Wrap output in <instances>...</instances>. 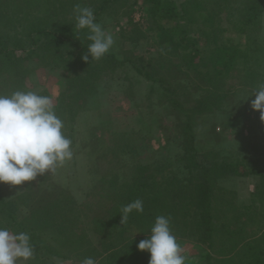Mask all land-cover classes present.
<instances>
[{
  "label": "trees",
  "instance_id": "trees-1",
  "mask_svg": "<svg viewBox=\"0 0 264 264\" xmlns=\"http://www.w3.org/2000/svg\"><path fill=\"white\" fill-rule=\"evenodd\" d=\"M129 1L0 0V78H10L12 85L20 89L30 72L26 60L45 66L61 62L68 80L55 112L63 121L64 135L71 141L74 101L95 90V81L103 72L125 64L111 52L92 60L87 51L91 43L88 29L76 28L74 5L91 8L98 21L103 15H115L124 6L129 9ZM229 1L143 0L146 14L160 34L164 60L157 77L138 71L156 83L183 116L185 141L175 159L177 168L172 169L173 160L132 163L128 179L120 181L114 176L101 180L82 203H76L64 189H50L45 173L37 176L38 181L24 182L20 199L22 204L32 206L19 218L16 202L0 193V227L30 235L34 256L29 264H38L44 250L61 259L82 261L106 255L137 235L148 236L157 216L170 218L173 234L183 231L201 244L206 249L202 254L206 264H226L242 245L250 254L245 264H264V213L247 204L238 206L231 200V192L220 184L226 176L245 172L264 178V162L199 150L192 132L197 115L222 108L228 94L227 82L234 74L251 94L264 84V37L262 41L251 39L261 28L264 0H241L230 9ZM129 32L132 42L147 36L137 23ZM84 55H89L88 61L82 59ZM183 68L195 73L205 85L199 86L191 106L186 100L189 94L179 93L182 84L177 76ZM252 122L258 148H263L264 121L258 110ZM34 197L36 204H32ZM136 199L143 201L144 211H133L121 224L122 207Z\"/></svg>",
  "mask_w": 264,
  "mask_h": 264
},
{
  "label": "rangeland",
  "instance_id": "rangeland-1",
  "mask_svg": "<svg viewBox=\"0 0 264 264\" xmlns=\"http://www.w3.org/2000/svg\"><path fill=\"white\" fill-rule=\"evenodd\" d=\"M129 2V9L124 6L115 15H103L96 21L106 33L113 36L114 44L108 52L125 60V64L103 72L95 81V90L74 101L75 117L71 124L73 156L54 173H47L50 189H64L76 203L84 202L89 193L101 185L103 179L114 176L120 181L128 179L132 163L173 160L172 169L177 168L175 159L182 153L184 146L183 116L170 103L168 95L138 71L156 77L162 71L164 57L161 55L163 47L160 34L147 16V5L143 0ZM239 2L241 0H230L229 9ZM134 23L144 28L147 36L132 42L129 29ZM230 34L238 38L235 31ZM263 37L264 7L261 12V28L251 39L262 41ZM25 64L30 72L24 78L23 88L13 86L10 78H0V93L10 95L16 90L37 91L49 96L56 107L68 80V72L62 63L45 66L39 61L28 59ZM177 77L181 78L178 80L182 84L179 93L189 94L186 100L191 106L194 104L193 97L199 94V86L205 85L199 82L195 73L186 68ZM242 83L234 74L227 82L228 94L224 96L222 108L196 116L197 121L192 129L197 140L195 147L236 160L261 159L264 162V147L258 148V140L252 132V120L257 110H253L250 105L255 98L250 96L251 92ZM180 99L182 101L183 97ZM67 132L69 129H66ZM182 174L183 171L179 170V175ZM38 180L36 177L35 181ZM220 184L231 192L230 198L238 206L247 204L251 209L264 213V178L245 172L243 175L226 176ZM23 191L24 183L13 186L0 182L1 195L6 200L16 202L18 218L24 216L31 205L22 204L20 196ZM36 198L40 199L41 196ZM36 198H33L32 204H36ZM86 213L91 215L92 212ZM80 216L82 218L83 214ZM174 236L183 249L185 264H206L202 255L206 249L201 244L183 231ZM147 237L137 235L113 252L104 253L94 260L96 264H149L150 253L137 248L140 240ZM247 248L240 246L225 263L245 264L250 256L246 254L249 252ZM44 251L40 253L42 257L38 264H82V260L61 259ZM32 260L17 261V264H29Z\"/></svg>",
  "mask_w": 264,
  "mask_h": 264
},
{
  "label": "clouds",
  "instance_id": "clouds-1",
  "mask_svg": "<svg viewBox=\"0 0 264 264\" xmlns=\"http://www.w3.org/2000/svg\"><path fill=\"white\" fill-rule=\"evenodd\" d=\"M77 29H88L91 41L87 51L92 60L101 59L113 46L111 34L96 22L94 11L89 7L74 5ZM83 60L88 61L89 55ZM251 108L258 110L264 121V84L250 96ZM249 96V97H250ZM63 121L56 115L55 105L49 96L37 91L16 90L10 95L0 93V182L21 185L37 176L54 173L73 156L72 141L63 133ZM144 211L143 201L136 199L121 209V224L129 215ZM138 233V232H137ZM137 248L150 253L149 264H185L186 257L170 227V218L157 216L146 239ZM34 256L30 235L12 233L0 227V264H17ZM82 264H96L87 257Z\"/></svg>",
  "mask_w": 264,
  "mask_h": 264
}]
</instances>
